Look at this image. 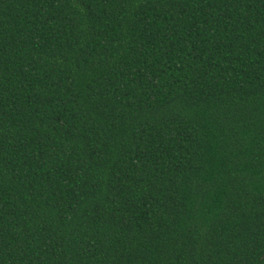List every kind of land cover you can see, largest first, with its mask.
I'll use <instances>...</instances> for the list:
<instances>
[{
    "label": "trees",
    "instance_id": "trees-1",
    "mask_svg": "<svg viewBox=\"0 0 264 264\" xmlns=\"http://www.w3.org/2000/svg\"><path fill=\"white\" fill-rule=\"evenodd\" d=\"M264 0H0V264H263Z\"/></svg>",
    "mask_w": 264,
    "mask_h": 264
},
{
    "label": "flooded vegetation",
    "instance_id": "flooded-vegetation-1",
    "mask_svg": "<svg viewBox=\"0 0 264 264\" xmlns=\"http://www.w3.org/2000/svg\"><path fill=\"white\" fill-rule=\"evenodd\" d=\"M264 259V258H263ZM263 262H264V260H263Z\"/></svg>",
    "mask_w": 264,
    "mask_h": 264
},
{
    "label": "water",
    "instance_id": "water-1",
    "mask_svg": "<svg viewBox=\"0 0 264 264\" xmlns=\"http://www.w3.org/2000/svg\"><path fill=\"white\" fill-rule=\"evenodd\" d=\"M263 264H264V262H263Z\"/></svg>",
    "mask_w": 264,
    "mask_h": 264
}]
</instances>
